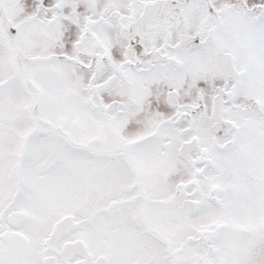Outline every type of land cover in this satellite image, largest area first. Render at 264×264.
Listing matches in <instances>:
<instances>
[{
	"label": "snow or ice",
	"instance_id": "6c2138e0",
	"mask_svg": "<svg viewBox=\"0 0 264 264\" xmlns=\"http://www.w3.org/2000/svg\"><path fill=\"white\" fill-rule=\"evenodd\" d=\"M0 264H264V0H0Z\"/></svg>",
	"mask_w": 264,
	"mask_h": 264
}]
</instances>
